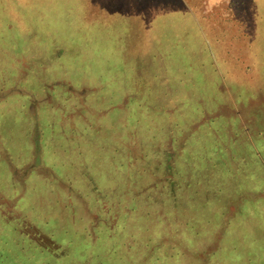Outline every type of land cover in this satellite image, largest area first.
I'll use <instances>...</instances> for the list:
<instances>
[{
    "label": "rangeland",
    "instance_id": "374dc122",
    "mask_svg": "<svg viewBox=\"0 0 264 264\" xmlns=\"http://www.w3.org/2000/svg\"><path fill=\"white\" fill-rule=\"evenodd\" d=\"M220 64L233 83L220 96L234 101L198 127ZM61 71L75 85L101 81L112 101L142 82L147 104L82 121L76 98L60 120L58 94L33 102L58 81L71 90ZM88 98L91 118L106 102ZM0 100L16 163L32 127L33 144L46 139L30 189H14L0 163V199L19 194L14 217L0 216V264H264V0H0ZM241 110L245 122L227 130ZM66 124L85 137L70 144Z\"/></svg>",
    "mask_w": 264,
    "mask_h": 264
},
{
    "label": "crops",
    "instance_id": "0c3cea01",
    "mask_svg": "<svg viewBox=\"0 0 264 264\" xmlns=\"http://www.w3.org/2000/svg\"><path fill=\"white\" fill-rule=\"evenodd\" d=\"M132 20V19H131ZM62 54H64L63 52H61L60 54H59V56H61ZM43 66H44V68L46 67V68H48V65H47V63H43ZM223 68V66L220 64V66H219V69L221 70ZM64 70V69H63ZM146 70H148V69H146ZM61 72H63L66 76H67V78L69 79L68 80V82H67V84H68V86H70L71 87V90L70 91H72L71 93H72V95H71V93H70V95L69 96H71L70 97V101L68 100V103H69V105H70V103L71 102H74L75 100H77L76 98H78L82 103V105L84 106L85 105V99H89L88 98V96H90V95H98L99 96V98L101 99V101L102 102H106V104H103V106L101 105L100 106V108H96V109H94L93 111H91V118L89 117V115H83V111H84V108L83 109H81V108H78V110H76V114H79V115H81L82 116V118L81 117H79V119L81 118V120L82 121H89V119L90 120H92L95 116H96V118H97V121L99 122V121H101L103 118H106V117H108L109 115H110V113L112 112V111H114V109L116 110V109H118V110H120L122 113H123V111L125 110V109H130V107H131V103H132V101H133V99H139L141 102V104H147V102L145 101L144 102V100L146 99L147 100V94H148V90L146 91V92H144L143 90L142 91H137V89H138V86L139 85H145V84H143L142 82H139V81H136V82H138L139 84L137 85V84H135L132 88H128V89H126V92H125V95L123 94V97L125 96V99H123V97H121L120 99L119 98H116V99H113V101L111 100L112 98L109 96V98H107V95H108V93L104 90V85H103V83L101 82V81H98V82H94L93 84H90V82H83L81 85H75L74 84V82H73V80L72 79H70V77H69V75L67 74V72H64V71H61ZM221 73H222V78H223V82L222 83H219V87H218V89H217V94H216V97L214 96V97H211V98H209V99H205L207 102L210 100L211 102H212V105L210 106V107H208L207 106V102L205 101V102H203V101H200L201 102V104H204V105H201V109L203 110V113L205 114V117H201V120H200V123H197L198 125V127L200 126V125H202V124H204L208 119H209V116H210V114H211V112L214 110V109H216V107H217V105H219L220 104V106H219V108H221V107H225V106H223L221 103H223L222 102V100H224V98H221V96H220V94H222L221 92H222V90H223V87H224V85L227 83V82H231L232 83V81H230L229 80V78H228V80L225 78V76H224V74H223V71L221 70ZM227 77V76H226ZM66 78V79H67ZM15 80V79H14ZM62 83V82H61ZM63 84V83H62ZM233 84V83H232ZM238 84H240V83H238ZM16 85V84H15ZM53 85H51L50 87L51 88H53L52 87ZM244 86H245V84H244ZM49 87V88H50ZM125 91V90H124ZM34 92V91H33ZM227 92V91H226ZM226 92H224L225 94H227L228 95V93H226ZM128 94V95H127ZM34 95L35 96H37V97H40L36 92H34ZM20 96H26L28 99H30L31 98V96H33V95H31V94H28V93H22V94H20ZM217 96H219L220 98H218V99H216L217 98ZM51 100V97H49V96H47V97H44V98H40L38 101V104L39 103H48L49 101ZM230 102H231V100L230 99H228ZM0 101H2V100H0ZM221 102V103H218V102ZM224 102H225V104L227 105V106H229V107H231V103L230 102H226L225 100H224ZM87 103V102H86ZM125 104V105H122V104ZM140 103H139V105L138 106H140ZM214 105V106H213ZM96 107V106H95ZM231 109V108H230ZM259 109V108H258ZM91 110V109H90ZM102 110H106L107 111V113H103V114H99V113H101V111ZM252 110H253V108H252ZM257 110V109H256ZM242 111L243 110H241L240 112H239V114L240 113H242ZM202 112V111H201ZM256 112V111H255ZM130 113H133V111L132 112H130ZM127 114V113H126ZM125 114V115H126ZM224 114H219V115H215V114H213L212 113V117L213 118H216V120L217 119H219L221 116H223ZM225 115L226 116H229V117H231L232 118V116L231 115H229V114H226L225 113ZM72 116L73 115H70L69 113H68V115H67V119L68 120H71V118H72ZM79 119H77V120H79ZM238 119L240 120V117H237L236 118V120L238 121ZM67 120V121H68ZM114 121H115V119H114ZM117 121V120H116ZM115 121V122H116ZM213 121H215V119L213 120ZM212 121V122H213ZM75 122L76 121H74V123H73V126H72V128H74V124H75ZM92 122V123H91ZM90 123H91V126H90V128H92V126L93 127H95V124H93V123H95V121H91ZM234 122L233 121H229L228 123H226L224 126L226 127V129L228 130V129H230L231 127H232V124H233ZM110 124H112L113 125V123H110ZM222 125L223 124H221V127H222ZM197 126H195L196 128H198ZM169 127H170V125H168V128H167V130L169 129ZM229 127V128H228ZM71 128V129H72ZM89 128V129H90ZM105 127H101V128H98L97 129V131L98 132H101L102 131V129H104ZM94 129V128H93ZM30 130H32L31 131V134H30V136L28 137L29 138V141L31 142V150L30 151H32V145H33V143H32V136H33V127L30 129ZM236 131H238V129H235ZM90 131H92L91 129H90ZM70 133V134H69ZM53 134V133H52ZM103 135V134H102ZM40 136H42L43 137V135L42 134H40ZM64 136L68 139V142H70V144H74L75 145V143L76 142H79L80 140H81V138L83 139L84 137H85V135H83V137H79V138H77L74 134H72V131H70L69 130V127H67V129H66V131H65V134H64ZM71 136H72V138H71ZM40 138L39 140H37V141H35L36 143L35 144H37V146H38V148H39V150H40V152H41V163L42 164H44L46 161H45V159H44V154L42 153V151H43V148L41 147L44 143H45V140L46 139H44V137H45V135H44V137L43 138ZM216 138L218 139V136L216 135ZM223 143V146H225L224 145V141L223 140H221V139H218V142L220 143V141ZM96 141V140H95ZM242 141H245V140H242ZM38 142V143H37ZM5 142H4V140H2V147H3V144H4ZM218 143V144H219ZM247 143L249 144L250 142H249V140H247ZM222 146V145H221ZM41 148H42V151H41ZM230 148V147H229ZM3 150L6 152V153H8L6 150H8V149H6L5 150V148H3ZM77 150H78V148H77ZM9 151V150H8ZM223 151H227L226 153H228V150L227 149H224L223 148ZM10 152V151H9ZM230 152V151H229ZM222 153V152H221ZM3 156V155H2ZM5 158H7V161L9 162V167H11V169L14 171V174H13V178H11V179H14V178H16L15 176L16 175H18V171L20 170V171H22L21 169L23 168H31L32 167V164H33V160L31 159V156H27L26 157V159L23 161V162H20L19 161V163H16L15 162V160H14V157L12 158L13 160H10L9 159V157H5ZM17 159H18V157H17ZM28 165V166H27ZM46 165V164H45ZM42 166V165H41ZM25 168V169H26ZM41 168V167H40ZM23 173H24V175H28V173L26 172V171H23ZM26 173V174H25ZM31 177V176H30ZM19 180V179H18ZM18 180H17V178L14 180L15 181V183H16V185H17V183H18ZM12 181V180H11ZM16 185H15V187H14V189H18V186H17V188H16ZM13 189V190H14ZM15 192V191H14ZM12 193V192H11ZM27 193V192H26ZM10 194V193H9ZM8 194V195H9ZM25 196V195H24ZM24 196H22V198L24 197ZM18 197V194L17 193H15L14 194V198H15V200H16V198ZM13 198V199H14ZM22 198H21V200H22ZM7 199H9V200H11L10 201V203L12 202H14L15 200H12V198H9V196H7ZM21 200H19V202H21ZM11 205V204H10ZM19 205H15V203H13L12 205H11V207H9V211H6V212H3V219L6 221V220H10V219H12V217H14V215H12V209L13 208H17ZM1 211V210H0ZM17 214V216H18V218L19 219H21L20 217V214L17 212L16 213ZM20 221V220H19ZM19 226V225H18ZM22 233H23V236H25V233H24V231H22ZM30 233H28V235H29ZM30 239L32 240V237H31V234H30ZM35 243V242H34ZM37 243H38V241H37ZM37 243H35V244H37Z\"/></svg>",
    "mask_w": 264,
    "mask_h": 264
},
{
    "label": "flooded vegetation",
    "instance_id": "af4514ba",
    "mask_svg": "<svg viewBox=\"0 0 264 264\" xmlns=\"http://www.w3.org/2000/svg\"><path fill=\"white\" fill-rule=\"evenodd\" d=\"M57 56H59V55H57ZM57 56H55L57 59H60V57H57ZM17 78L15 79V82H14V84H16L17 85ZM53 88H49L48 87V91L45 93V97H47V96H49L50 97V95H52V96H54V95H56V94H58L59 96H54V98L55 99H59L60 101H62V102H58L56 105L53 103V101H52V99L48 102V105L49 106H52V105H55L54 107H52V109H54L55 108V112H57V114L60 116V120H62L64 117H67V115H68V113H67V111H66V113H65V107L67 106V104H69L68 103V96H69V94L72 92V91H68V89H66L64 86H63V84L61 83V82H56L53 86H52ZM57 88H58V90H57ZM54 92V93H53ZM125 92H126V90L125 91H123L122 93L125 95ZM54 94V95H53ZM72 94V93H71ZM128 95V94H127ZM123 99H125V96L123 97ZM231 100V104H232V102L234 101L232 98L230 99ZM38 100H37V102H33L34 103V105H35V107H40L41 106V104L42 103H39L38 104ZM222 102H223V104L224 105H226L225 104V102H224V100H222ZM246 102V101H245ZM219 103H221L220 101H219ZM253 103H255V102H250L249 101V99H248V101L245 103V105H244V109L245 108H247V109H251V104L253 105ZM76 104V105H75ZM74 106H72V107H74V108H76L77 107V109L76 110H78V108H81V109H83L85 106H83L82 104H79V103H74L73 104ZM96 107L95 106H92V108L90 107V109L93 111L94 109H95ZM259 108V107H258ZM257 107H256V109H258ZM85 109V108H84ZM251 111H252V109H251ZM253 112V111H252ZM245 112L244 111H242V113H241V115H238L237 117H240V120L238 119V121H236V122H234V124H235V126H239L240 125V123L241 124H243L244 122H245V120H246V116H245V114H244ZM244 114V115H243ZM33 115V114H32ZM34 115H36L35 113H34ZM33 117V116H32ZM237 117H234V119H236ZM232 118H233V116H232ZM249 119V121H251V119L250 118H248ZM254 119H256V121H257V117H255ZM253 119V120H254ZM68 127H69V124H66ZM69 128H71V127H69ZM67 129V128H66ZM66 129H64V128H62V130H63V132H64V130L66 131ZM34 131V130H33ZM88 131V130H87ZM35 133V132H34ZM64 134V133H63ZM2 140H3V137L0 139V163H4V164H7L8 166H9V162L7 161V158H5V157H9V159L10 160H13L12 158L14 157L13 156V154L11 153V152H8V153H6L4 150H3V147H2ZM249 142H250V140H249ZM36 143V142H35ZM33 144L32 145V151H30V153H29V155L28 156H31V159L33 160L32 162H33V164H32V167L30 168V170L28 169V175L26 176L25 175V177H23L21 180L19 179H17L18 180V183H17V185H16V183H15V179L16 178H14V179H12V182H13V184H12V186L13 187H15V185H16V187L17 186H19V191H21V190H23V189H25V185H27L28 187H29V189L31 188V184H30V182L28 181L29 180V178H31L32 176H35V177H37L38 175V172H40L39 171V169H40V167H41V165H42V161H41V152H40V150H39V148H38V146H37V144ZM38 143V142H37ZM251 143V142H250ZM2 154H3V156H2ZM15 157H18V154H16V156ZM28 166V165H27ZM10 168V170H11V175L13 176V174H14V171L11 169V167H9ZM26 168V167H25ZM24 168V169H25ZM23 169V168H22ZM31 176V177H30ZM13 178V177H12ZM23 179H24V181H23ZM3 189L4 188H1L0 187V191L1 192H3ZM19 195V194H18ZM12 200H15V198L14 199H12ZM10 201L11 200H9V199H7V195L6 194H3V196H2V198L0 199V216L2 217L3 215V212H6V211H9V207H11V205L13 204L12 202L10 203ZM11 204V205H10ZM29 237H30V234H29ZM32 241L33 242H35V243H37V240H35V239H33L32 238ZM38 244V243H37Z\"/></svg>",
    "mask_w": 264,
    "mask_h": 264
},
{
    "label": "trees",
    "instance_id": "16d2710c",
    "mask_svg": "<svg viewBox=\"0 0 264 264\" xmlns=\"http://www.w3.org/2000/svg\"><path fill=\"white\" fill-rule=\"evenodd\" d=\"M202 98H205V97H202ZM26 235H27V233H26ZM22 239H24L26 242H28V243H30V244H35L29 237H24V238H22ZM23 240V241H24ZM25 241H24V243H25ZM61 241H63V240H61ZM59 242V241H58ZM20 243H22V242H20ZM61 244H64V243H62L61 242ZM2 253H0V255H1ZM41 264H43V263H41Z\"/></svg>",
    "mask_w": 264,
    "mask_h": 264
}]
</instances>
